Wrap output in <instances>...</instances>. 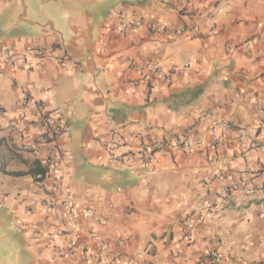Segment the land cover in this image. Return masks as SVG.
I'll use <instances>...</instances> for the list:
<instances>
[{"label":"crops","instance_id":"crops-1","mask_svg":"<svg viewBox=\"0 0 264 264\" xmlns=\"http://www.w3.org/2000/svg\"><path fill=\"white\" fill-rule=\"evenodd\" d=\"M123 13L164 29L125 25ZM0 46L52 52L23 72L0 59V264H109L116 252V264H200L207 251L217 264H264V196L207 207L239 180L264 186V148L245 152L237 130L264 145V0H0ZM37 104L71 120L57 188L52 172L30 173L53 147L28 148ZM216 120L231 124L219 149ZM154 140L166 146L146 163L110 148L138 155ZM66 204L92 260L68 252ZM199 213L188 243L183 222Z\"/></svg>","mask_w":264,"mask_h":264},{"label":"built area","instance_id":"built-area-1","mask_svg":"<svg viewBox=\"0 0 264 264\" xmlns=\"http://www.w3.org/2000/svg\"><path fill=\"white\" fill-rule=\"evenodd\" d=\"M191 1V0H188ZM121 21L123 24L137 27L147 21L150 26V29L153 31H163L164 27L157 26L151 22V19L146 18H135L129 13H123L121 16ZM188 30L185 27H180L174 34H185ZM51 51L44 48L30 49L27 48L22 52H15L14 50L0 46V59L6 60L12 64V66L16 67L21 72L27 70L30 66L28 57L30 55H34L39 59H42L47 56H51ZM182 68H185L182 67ZM160 68L156 67V71H159ZM171 70H177L175 66H171ZM180 70V69H179ZM39 113H40V131L37 135V140L30 144L28 147L30 151L35 155L38 144H51L53 146L49 155L39 163L40 170L31 174L32 179L36 181H42L46 177L49 176L50 172L52 175V184L53 188H57L60 181L57 176V172L60 169V165L65 163L66 159L70 156V151L60 150L59 145H57V141L60 139H64L65 141L69 140L68 133L70 131V118L68 121L64 120L62 124L56 122L54 118V114L52 112H48L44 110L43 106L40 104L36 105ZM66 109H56L55 112L59 115L62 112H65ZM27 114L24 112L21 116V119H26ZM14 126L13 123L10 124V127ZM231 129V124L222 120L213 121L210 125V133L212 137V146L216 149H219L221 142L223 141L224 136ZM241 137L245 138L246 146L245 152H249L251 150H256L260 148H264V145L260 144L256 139V132L251 127L247 126H239L237 128ZM53 144V145H52ZM179 145L183 144L182 140H179ZM122 145L119 141L111 142L110 148L112 149V154H114L115 160H124L126 162H131L136 157L142 159L143 163H146L150 158H154L155 153L160 151L166 146L165 142L154 140L150 143L144 144L140 146L136 155V152L126 151L122 154L114 153L117 148ZM55 146V147H54ZM222 162L230 161V158L223 156L221 158ZM264 196V186L262 184H249L245 180H239L236 183H233L228 188L224 189V191L216 198V200L212 204H208V210L214 211L216 209L224 208L227 205L232 204L235 200L240 196ZM46 203H51V199H46ZM211 207V208H210ZM65 212L68 216L71 217V222L67 229V237L69 243V254L75 258V256L80 255L85 261L92 260L95 256L94 252L90 249V247L81 240L78 225L75 221V211L74 207L70 204H66ZM88 213H92L91 208H87ZM264 217V214H263ZM203 219L201 213L198 214L196 219L187 218L183 222V232L182 237L186 242H191L193 240L194 235V225L197 220L200 222ZM95 238L99 241L100 245L104 248L107 247V244L102 240L101 236L95 235ZM120 253H113L111 259L109 260V264H116V260L119 257ZM222 260V256L220 253L216 251H207L202 259L200 260V264H217ZM139 264H145L143 261ZM243 264H249L244 262Z\"/></svg>","mask_w":264,"mask_h":264},{"label":"trees","instance_id":"trees-1","mask_svg":"<svg viewBox=\"0 0 264 264\" xmlns=\"http://www.w3.org/2000/svg\"><path fill=\"white\" fill-rule=\"evenodd\" d=\"M40 170V166L39 164H35L34 167L32 169H30V173L33 174L34 172Z\"/></svg>","mask_w":264,"mask_h":264}]
</instances>
